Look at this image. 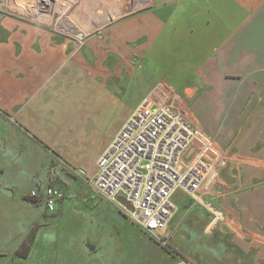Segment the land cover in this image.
<instances>
[{
  "label": "crops",
  "instance_id": "0c3cea01",
  "mask_svg": "<svg viewBox=\"0 0 264 264\" xmlns=\"http://www.w3.org/2000/svg\"><path fill=\"white\" fill-rule=\"evenodd\" d=\"M146 2L82 40L0 8V264H66L57 225L80 205H67L63 186L91 193L86 206L113 213L118 230L135 224L91 179L145 102L184 114L223 149L217 231L264 258V0ZM51 185L66 192L54 211L42 203ZM172 200L169 238L180 210L202 228L209 221L187 191Z\"/></svg>",
  "mask_w": 264,
  "mask_h": 264
},
{
  "label": "built area",
  "instance_id": "2783aa9c",
  "mask_svg": "<svg viewBox=\"0 0 264 264\" xmlns=\"http://www.w3.org/2000/svg\"><path fill=\"white\" fill-rule=\"evenodd\" d=\"M59 1L0 0V8L34 20L49 16L54 27L62 28L61 22H54ZM227 164L223 149L188 117L166 104L145 102L127 118L99 159L91 183L103 198L118 202L122 213L143 231L167 245V228L175 208L172 196L179 189L209 213L205 235H213L225 223V213L213 196L219 172ZM65 196L63 189L47 187V209L54 211ZM30 197L38 200L37 190L31 191ZM173 264L195 263L183 259Z\"/></svg>",
  "mask_w": 264,
  "mask_h": 264
},
{
  "label": "rangeland",
  "instance_id": "374dc122",
  "mask_svg": "<svg viewBox=\"0 0 264 264\" xmlns=\"http://www.w3.org/2000/svg\"><path fill=\"white\" fill-rule=\"evenodd\" d=\"M146 4V0H60L55 8L54 22L62 23L60 29L68 28L62 31L66 35L82 40L87 35L98 34L107 23L119 16L143 9ZM35 20L52 23L49 16ZM80 33L84 34L82 38ZM135 93L139 94L136 90L127 93L128 101L134 99ZM63 188L68 191L67 205H80L77 209L65 211L66 218L57 225L62 235L68 238L59 254V260L66 264H170L177 259L195 264H264V258L260 260L255 257L257 249L244 254L233 234L219 230L214 235H205L201 225L203 220L193 221L189 219L191 217H185L184 210L177 213L173 220L174 232L168 238V244L163 245L137 224L129 223L121 231L118 230L113 213L108 211L101 215L97 209L86 206L90 205L86 201L92 194L84 189L77 193L75 185ZM215 189L216 186L214 192ZM28 198L34 203L38 201L33 200L30 194ZM42 203L45 204L44 201Z\"/></svg>",
  "mask_w": 264,
  "mask_h": 264
},
{
  "label": "water",
  "instance_id": "95a60500",
  "mask_svg": "<svg viewBox=\"0 0 264 264\" xmlns=\"http://www.w3.org/2000/svg\"><path fill=\"white\" fill-rule=\"evenodd\" d=\"M89 246V243H87V247Z\"/></svg>",
  "mask_w": 264,
  "mask_h": 264
}]
</instances>
